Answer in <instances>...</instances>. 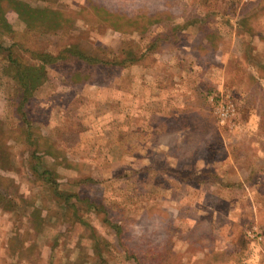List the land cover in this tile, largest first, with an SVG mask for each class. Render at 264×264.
I'll use <instances>...</instances> for the list:
<instances>
[{"label": "rangeland", "instance_id": "374dc122", "mask_svg": "<svg viewBox=\"0 0 264 264\" xmlns=\"http://www.w3.org/2000/svg\"><path fill=\"white\" fill-rule=\"evenodd\" d=\"M23 1L61 9L64 25L29 29L9 11L0 37V202H15L0 204V264H264V0ZM104 6L169 16L116 30ZM72 46L97 72L64 55L20 105L11 53L34 64ZM40 162L76 209L32 173ZM28 202L45 217L39 247Z\"/></svg>", "mask_w": 264, "mask_h": 264}, {"label": "trees", "instance_id": "16d2710c", "mask_svg": "<svg viewBox=\"0 0 264 264\" xmlns=\"http://www.w3.org/2000/svg\"><path fill=\"white\" fill-rule=\"evenodd\" d=\"M101 8L102 15L106 19V22L116 30H121L131 26L138 28L140 26L143 29L142 31L145 32L150 27L158 23V21L162 19L160 18L161 16L164 17L165 14L168 15L169 13L168 10H165L157 11L154 13L140 11L134 14H129L119 9L111 10L105 6ZM9 11L16 12L20 19L25 22L26 26L29 29H40L39 31L49 32L59 30L64 25L63 11L59 8H53L49 6L34 7L23 0H0V37L12 32V24L10 23L7 16ZM175 27H177V30L179 29L178 26ZM69 54L71 55L67 56ZM35 55L37 62H35L34 64H23L21 62H18V58L15 57L12 53L9 56V64L7 66V70L11 78L14 80L15 85L17 86V92L21 97V101L19 103L20 105L23 102H26L29 98L33 97L35 90L47 80L48 63L57 61L59 58H66L64 56L66 55L68 59H70V61L76 60L77 62H81V65H79L80 67L77 68L80 73L79 75H82L81 77L83 78L88 77V79H90V75H92V73L94 74L95 72H97V70H94L97 64L103 62L101 59H97L81 52L80 49L76 48L75 46H72L69 49L62 51L58 54H51L48 52H35L34 56ZM82 62L84 64H89L94 72L90 71L87 66L82 65ZM1 123L2 122H0V167H4V165L7 166V162H9L10 145H1L2 141L4 142V139L7 137V135L5 134H7L9 128L1 126ZM4 143L6 144V142ZM2 160L7 162H4ZM39 165H41V162L33 166L32 173H38L39 177L44 182V184L48 185L52 197L60 199L61 201L66 203L70 208L76 209L77 203L75 202V200L72 201V199H79V194L77 192L62 190L59 187V183L56 178L57 174L54 171L55 169ZM208 181L214 182L212 179H209ZM2 192H4V190L0 189V198H7ZM82 199L87 202L86 204L89 206V209H92V207H94L93 202L88 200V198ZM13 203L15 202L14 200L12 202L11 199H8L6 204H2L0 202L2 206L8 209H11ZM27 206L34 208L35 210H33V220H28L30 226L32 227L29 228L30 230H27V232L24 234V237H35V239L31 243H33V246L39 247L38 241L40 235L44 232L43 228L45 225V217L42 215L40 210L38 211V208L35 206V204L28 202ZM80 219L82 220L83 218L80 217ZM103 221L106 225L108 224L109 226H111L112 229L115 231L116 237L118 239V248L121 250V252H123L125 255L129 254L130 258H135V260L137 261V255L133 253L130 254V250L125 246L124 237L122 236V225L120 223H116L108 219V217L105 218ZM38 225H40V227ZM32 230H34L35 232H32ZM14 240L15 238H10V241ZM24 241L27 242V239H25Z\"/></svg>", "mask_w": 264, "mask_h": 264}, {"label": "built area", "instance_id": "2783aa9c", "mask_svg": "<svg viewBox=\"0 0 264 264\" xmlns=\"http://www.w3.org/2000/svg\"><path fill=\"white\" fill-rule=\"evenodd\" d=\"M247 1V0H246Z\"/></svg>", "mask_w": 264, "mask_h": 264}]
</instances>
